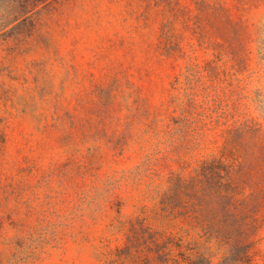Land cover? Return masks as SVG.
<instances>
[{
  "label": "rangeland",
  "instance_id": "rangeland-1",
  "mask_svg": "<svg viewBox=\"0 0 264 264\" xmlns=\"http://www.w3.org/2000/svg\"><path fill=\"white\" fill-rule=\"evenodd\" d=\"M202 260L264 264V0H0V264Z\"/></svg>",
  "mask_w": 264,
  "mask_h": 264
},
{
  "label": "trees",
  "instance_id": "trees-1",
  "mask_svg": "<svg viewBox=\"0 0 264 264\" xmlns=\"http://www.w3.org/2000/svg\"><path fill=\"white\" fill-rule=\"evenodd\" d=\"M214 170L215 168L212 163H208L204 161L193 178H191L190 180H184L181 177H175L174 183L175 184H186V183L195 184L196 182H201L204 184H209L210 182L214 180V177H215ZM194 264H206V263L202 260ZM207 264H211V263L209 262Z\"/></svg>",
  "mask_w": 264,
  "mask_h": 264
}]
</instances>
